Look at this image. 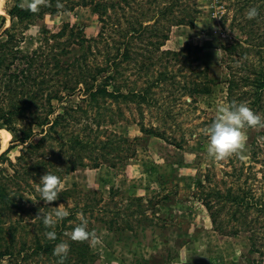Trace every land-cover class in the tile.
<instances>
[{
    "label": "rangeland",
    "instance_id": "rangeland-1",
    "mask_svg": "<svg viewBox=\"0 0 264 264\" xmlns=\"http://www.w3.org/2000/svg\"><path fill=\"white\" fill-rule=\"evenodd\" d=\"M113 1L124 4L123 0ZM20 2L0 0V47L10 40L8 60L13 52L11 42L20 38L17 44L24 52L43 46L45 56L38 55L40 73L53 66L55 53L61 61H70L69 56L81 51L80 44H65L66 36L51 34L64 22L70 23L68 34L71 26L78 32L83 25L82 33L89 40L96 38L101 50L89 57L91 64L105 65L107 55L115 53L122 40L128 41L130 56L116 59L121 72L109 87L123 84V90L134 89L135 93L113 99L100 93L95 100L81 89L53 98L57 112L66 105L79 106L68 114L64 135L44 136L49 158L38 159L33 148L27 149L41 135L22 142L19 132L12 129L15 124L27 126V116H16L12 124L0 119V183L26 209L21 211L9 202L8 216L25 218L16 236L29 244L35 243V234L43 240L51 229L41 227L42 216L37 215L65 203L70 215L56 226L59 239L54 244H69L64 233L72 231L80 223L77 214H83L88 230L95 231L101 241L90 247L95 257L88 264H141L154 253L167 257V264H264V207L247 204L254 199L264 202V146L257 143V137H264V129L246 130L243 159L232 156L223 161L208 157L203 134L214 120L217 105L231 103L230 96L241 97L235 102L246 103L264 117V94L262 106L252 104L253 92L242 93L249 87L230 94L226 78L244 73V62H258L260 47L253 44H264V0H129L131 7L122 19L118 20L122 15L119 6L118 12L112 9L111 18L106 16V28L90 5H76L59 13L47 10L20 19L11 13L20 8ZM251 7L260 14L250 20L245 12ZM136 16L145 19V28L126 34V27L133 23L140 26ZM180 19L184 23H172ZM154 26L158 27L155 32L149 28ZM79 35L72 37L79 39ZM231 43L238 47L230 50ZM65 48L69 52H64ZM24 63L18 58L8 71ZM55 71L51 69L49 75ZM59 77L62 74L49 82L64 94ZM204 84L207 87L203 89ZM1 99L8 105L6 97ZM77 132L91 142L82 151L83 162L70 168V160L82 154L70 149L67 140ZM103 144L107 146L104 150ZM103 151L104 155L95 159ZM47 172L61 179L64 190L53 204L42 199L34 203L26 197L39 199L34 186ZM217 189L240 194L247 190L250 198L238 206L230 196L217 195ZM206 201L213 205L216 222ZM253 231L256 242L251 244ZM255 243L259 250L251 249ZM57 260L42 251L13 264H57ZM7 262L6 257L1 263Z\"/></svg>",
    "mask_w": 264,
    "mask_h": 264
},
{
    "label": "trees",
    "instance_id": "trees-1",
    "mask_svg": "<svg viewBox=\"0 0 264 264\" xmlns=\"http://www.w3.org/2000/svg\"><path fill=\"white\" fill-rule=\"evenodd\" d=\"M50 1H52V4L47 7H41L38 13H32L21 7L11 13L21 19L23 17H31L36 14L48 12L47 10L59 13L60 11L72 10L76 5H90L93 11L97 13L99 18L102 20V26L106 28L105 24L108 19L107 17H112V9H114L115 12H118L117 10L119 6V8L122 10V15H120L118 18V20H120L122 19L120 17H123V13H125L126 9L128 7H131L129 0H123L124 4L118 3L117 1L113 0H59V3L62 5L61 8H57V4L53 5L54 1L57 2V0ZM167 8L168 7H165V10H167ZM103 15L105 16L103 17ZM128 19L129 18L126 17L127 21ZM136 19L140 22V26L136 27V25L133 23L131 26L126 27V34L129 32L140 31L141 29L145 28V19H139V17L137 16ZM172 23H184V21L180 19L177 21H173ZM69 24V22H64L61 29L57 32H53L51 36H66L65 44L79 43L81 51L78 53L74 52L72 56H69L71 57L70 61H68L67 58H63V61H61V58L58 57V53L54 52L55 60L53 66L45 72L40 73L37 67V65L40 63V60H38L39 57L42 56V54L43 56H45V52L43 53V51L41 50L43 46H38L37 48L33 49V52L27 53L21 49L19 44H17V41L20 40L19 38L17 41L11 42L13 52L11 53L10 60H8V58L6 57V53H8L9 51V46L7 45L10 40L3 43L4 47H0V119L5 124H12L15 122L16 116L25 115V117L27 116L29 118L27 126H17L15 124L14 128L12 129L19 132V140L22 142L31 140L33 135H41L35 142H30L29 146L27 147V149L33 148L34 151L39 154L37 155L38 159L44 156H47V158H49L50 156L47 147L43 145V139L46 136H53L55 133H57V135L60 134L61 136L64 135V132L67 131L66 124L68 122V114H70L72 111H75L79 106L78 104L69 106L66 105L63 107L62 111L57 112L55 111V107L52 103L53 98H63L66 97L67 94H73L77 90L81 89L85 90L86 94L89 93L90 97L95 100L98 99L100 93L103 96H108L112 99L115 96H128V94L135 93L134 89H126L127 91L123 90V84L115 85L113 83L112 88L109 87V85L112 84L110 82H116V79L121 72L118 67L120 61L116 59L120 56H123V58H128L130 56L129 52L131 51V49L128 45V41L122 40L121 45L117 47V51L112 55H107V57L105 58V65H94L89 62V57L94 54L97 55V53L101 51L100 47H98V40L96 38L89 40L85 36V34L82 33L84 31L83 25L78 29V32H75V28L71 26V33L68 34L67 28ZM149 28L154 32L156 29H158V27L155 28V26ZM101 32V34L105 35L103 31ZM154 32H152L151 34H155ZM250 34H252L251 31L249 32V36ZM72 35H79L80 37H78L79 39H75V37H72ZM10 36L12 37L13 34H10ZM105 37L109 39V36L105 35ZM46 38L48 41L49 37ZM161 43H163L162 40L158 42V45ZM253 45V47H260L258 49L260 53L258 54V62L256 63L254 61H246L242 64V68L245 70L244 73H240V75L234 73V76L231 77L230 75V77L226 76V78L228 80L230 94L240 93L242 86H247L249 88L243 90L242 93L253 92V95H255V99H253L252 104L262 106V97L264 94V55L261 56V53H264V44L256 45L255 43ZM229 46L230 50H232L233 48L238 47V43L237 45L235 43H231ZM66 48L63 49V51L67 53L69 51ZM38 55L40 56L38 57ZM18 58L25 60L24 65L22 67L15 66L17 70L13 72L8 71L10 69V64L16 63V60H18ZM53 68H55L56 70L55 75L52 74V72H50L49 75V71ZM103 73L106 74H104L102 83L99 84L100 77ZM162 73L163 72H161L159 76L156 77V80L158 78H161L160 76ZM60 74H62V77L57 78V80H60L59 83L61 84L62 88H65L66 92L64 94L59 93V90L53 89V85V88H51L52 86L49 82V80H53L55 76H59ZM206 87L207 85L204 84L203 89ZM144 89H146V87ZM140 95L142 98L145 97L142 92ZM3 97H6L7 100H9L8 105L2 104L1 98ZM239 98L241 97L230 96V101L235 102ZM48 104L49 108H47ZM43 109H45L46 111L44 114L42 112ZM96 121L97 123L101 124L100 120ZM58 125H61V130L58 129ZM36 127H39L38 131ZM124 139L127 140V138L125 137ZM67 140L70 144V149H78L81 153L83 150H85L87 144L89 145L91 142L88 136L85 137L80 132L72 133ZM108 140H105L104 144H107ZM103 147V150L107 148L106 145H104ZM103 155L104 151L102 153H98V157L95 159L99 160L100 156ZM22 156L24 155H20L19 158H22ZM83 158V153L76 156L74 159L70 160L71 163H69V166L75 163L83 162ZM36 163L37 162H35V164ZM54 171L58 173L61 172V170L58 169H53V172ZM249 194L250 193L249 191L247 192V190H244L243 193L240 194L232 193L230 189L226 193H223L222 190L217 189V195L228 197L230 196L232 198V202L237 203L236 205L238 206L244 204L243 202L247 201V199L250 198ZM0 199H2L3 201V205L0 206V264H4L1 262H3L6 257L9 259V262L5 264H13V262L19 263L18 261L21 260V257L38 254L42 251L53 254V249L55 247L54 241H50L46 237L42 240L41 236L35 234V243L29 244V241L24 237L16 236L17 230L20 227V222H22L25 218L22 215L16 217L15 219L10 218V215L8 216L11 207V205H9V202L14 207L20 208L21 211H25L26 209L23 205L18 203L15 197L9 195V192L5 190V186H3L2 183H0ZM206 204L210 210L213 220L216 222V215L211 209L213 208L212 203L206 201ZM247 204H256V206L260 205L264 207V202L259 199L250 200ZM66 219L67 218H65V220ZM244 220H246V218H244L243 221ZM244 223L247 224L245 221ZM41 225V227L44 228L43 217H41ZM254 234H256V232L253 231L251 234L253 235L251 237V244L256 242L254 240ZM57 239H59L58 235ZM256 244L257 243H255V246H251V249L259 250L257 249ZM69 246L70 252L67 259L65 260V264H88V262H91L95 257V254L91 252L88 242L78 243L70 240ZM249 258L250 257L248 256V259ZM166 260L167 257L163 256V254L154 253L150 258H143L141 264H167Z\"/></svg>",
    "mask_w": 264,
    "mask_h": 264
},
{
    "label": "clouds",
    "instance_id": "clouds-1",
    "mask_svg": "<svg viewBox=\"0 0 264 264\" xmlns=\"http://www.w3.org/2000/svg\"><path fill=\"white\" fill-rule=\"evenodd\" d=\"M19 6L32 13H38L41 7L49 6V0H21ZM61 7L62 5L57 0V8ZM259 14L256 7H251L245 12L246 18L250 20L257 18ZM248 129H264V117L246 103L231 102L217 105L213 122L203 130V134L207 137L205 148L208 157L215 161H223L232 156L243 159L248 139L246 130ZM262 142H264V137H257V143L264 146ZM34 187L39 199L35 196L26 197L34 203H38L42 199L45 204H53L64 190L61 179L50 172L44 174ZM69 215L70 212L65 207V203H59L47 213L40 210L37 216H42L44 227L51 229L44 234L48 240L55 241L57 239L55 228ZM77 219L80 223L72 231L65 232L64 235L74 242H88L90 247L100 244L101 241L97 233L88 230L87 218L83 214H77ZM69 252L70 246L67 242L57 244L53 249V255L58 257L57 264H65Z\"/></svg>",
    "mask_w": 264,
    "mask_h": 264
}]
</instances>
